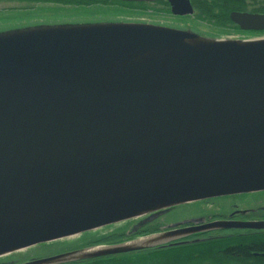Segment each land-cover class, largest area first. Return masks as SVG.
Instances as JSON below:
<instances>
[{
    "label": "water",
    "instance_id": "obj_1",
    "mask_svg": "<svg viewBox=\"0 0 264 264\" xmlns=\"http://www.w3.org/2000/svg\"><path fill=\"white\" fill-rule=\"evenodd\" d=\"M166 2L173 16L193 14L189 0ZM229 19L242 32H264V14ZM191 40L226 43L202 50L185 45ZM156 52L111 77L132 55ZM261 192L264 39L134 23L0 35V258L176 206ZM151 236L160 241L24 264L129 254L168 234Z\"/></svg>",
    "mask_w": 264,
    "mask_h": 264
},
{
    "label": "flooded vegetation",
    "instance_id": "obj_2",
    "mask_svg": "<svg viewBox=\"0 0 264 264\" xmlns=\"http://www.w3.org/2000/svg\"><path fill=\"white\" fill-rule=\"evenodd\" d=\"M37 5H44V3H30L27 0H0V35L8 34L14 30L12 28L15 26L26 29L27 18H31L28 17L27 12H31V9ZM43 16L40 19H43ZM36 17L32 18L38 19V16ZM93 24L115 23L94 22L89 25ZM47 26L54 27L53 24ZM219 38L230 39V36ZM261 194L264 193L208 199L176 206L162 214L155 215L146 229L141 228L137 231L145 232L146 234L143 235L168 234L167 242L164 241L156 247L134 252L137 253V264H163L159 259L165 256L169 258L167 264H264V229L247 226V224L264 222V206L257 204ZM166 217H168V224L156 228L166 222ZM129 233L131 232L127 234ZM242 247L247 248V254L241 257L237 256L238 253L228 256L230 250ZM65 253L67 252L56 251L28 259L25 257L21 260L0 261V264H24ZM146 258H151V261L147 262ZM88 261L91 262L79 261L73 264H105L99 259Z\"/></svg>",
    "mask_w": 264,
    "mask_h": 264
},
{
    "label": "rangeland",
    "instance_id": "obj_3",
    "mask_svg": "<svg viewBox=\"0 0 264 264\" xmlns=\"http://www.w3.org/2000/svg\"><path fill=\"white\" fill-rule=\"evenodd\" d=\"M238 1V0H237ZM244 5L240 12H247L253 14H261L259 10L264 8V0H242ZM86 4L82 5H71L63 6L57 4H44L37 5L29 14L27 18V28H18L20 26H15L13 31L9 33L20 32L29 29H38L42 27H48L47 25L53 24L54 27H70V26H80L84 24H91L94 22H108V23H134V24H146L153 26H161L173 29L187 30L200 34L207 35L215 34L217 31L221 30L227 32L231 40H261L264 39V34H249L235 32L234 28H219L216 24L207 22L205 20L197 18V12L193 10L191 16L176 17L171 15L169 6L166 0H157L154 3H124V2H102L100 0H83ZM88 2V3H87ZM43 16V19L40 17ZM38 19H33L37 18ZM53 16V17H52ZM13 26V25H11ZM242 32V33H241ZM264 193V192H263ZM257 204L264 206V194L259 195ZM166 212V211H164ZM163 212L157 213L162 214ZM152 218L150 215L145 217L130 220L127 222H122L117 225L108 226L105 228L90 231L84 234L73 236L70 238L62 239L50 244L39 245L27 250L16 252L5 257L0 258V261L6 260H21L25 257L32 258L38 255H45L53 253L56 251H66L75 252L82 249L116 245L122 243H128L135 241L139 238L148 237L151 235L159 234H149V235H132L135 233V229L139 225H150L152 223ZM166 222L161 223L158 227H164L168 224V217L165 218ZM143 220V221H142ZM165 221V220H164ZM145 223V224H144ZM138 230V229H137ZM136 230V231H137ZM128 232H131L127 234ZM120 236L116 243H97L94 245H88V243L104 237ZM69 250V251H68ZM72 264V263H66Z\"/></svg>",
    "mask_w": 264,
    "mask_h": 264
},
{
    "label": "trees",
    "instance_id": "obj_4",
    "mask_svg": "<svg viewBox=\"0 0 264 264\" xmlns=\"http://www.w3.org/2000/svg\"><path fill=\"white\" fill-rule=\"evenodd\" d=\"M30 3H44V4H57V5H65V6H71V5H82L86 4V2H83V0H27ZM102 1V0H100ZM104 2V1H102ZM191 5L193 6V9L197 12V18L205 20L207 22H211L212 24H216L219 28H234L239 33L240 30L234 26L230 20L229 15L231 12H240L242 6L244 5V2L242 0H190ZM88 3V2H87ZM259 13L264 14V8L259 10ZM242 33V32H241ZM253 33V32H250ZM253 34H264V32L259 33H253ZM202 37L207 38H219L222 36H228L227 32L224 31H217L215 34H209L207 35H200ZM145 228V225H139L137 229ZM151 233V232H149ZM148 233V234H149ZM146 234L145 232L135 231L132 235H143ZM120 238V236H110V237H104L99 238L97 240H94L88 245H94L97 243H116ZM210 251V250H209ZM248 250L245 247L238 248L236 250H230L228 253V256H233L234 254L238 255L239 257L247 254ZM147 262L151 261V258H146ZM179 259V258H178ZM101 263L105 264H137V253H130V254H124V255H118V256H112V257H106V258H99ZM159 261L163 264H167L169 261L168 256H165L163 258H160ZM91 262V261H87ZM73 264V263H72Z\"/></svg>",
    "mask_w": 264,
    "mask_h": 264
},
{
    "label": "bare ground",
    "instance_id": "obj_5",
    "mask_svg": "<svg viewBox=\"0 0 264 264\" xmlns=\"http://www.w3.org/2000/svg\"><path fill=\"white\" fill-rule=\"evenodd\" d=\"M226 42H218L216 44H211L209 42H204V41H200V40H191L189 42H186L185 45H188L192 48H196V49H202V50H206L209 49L211 47L217 46V45H221V44H225ZM162 53L160 52H156V53H143V54H134L132 55L126 62H124L123 64L113 68V71L111 73V77L113 76H118L119 74H121V72L124 71V69L131 63H135V62H140V61H145L151 58H155L157 56H161ZM115 76V77H116ZM161 236H151V237H147V238H143L140 240H137L135 242H133V245H148V244H154L155 241H160ZM70 259V257H66L64 259L59 260L58 262H66Z\"/></svg>",
    "mask_w": 264,
    "mask_h": 264
}]
</instances>
